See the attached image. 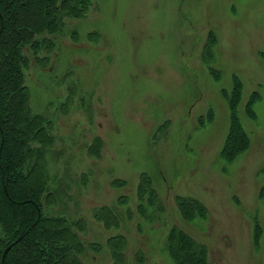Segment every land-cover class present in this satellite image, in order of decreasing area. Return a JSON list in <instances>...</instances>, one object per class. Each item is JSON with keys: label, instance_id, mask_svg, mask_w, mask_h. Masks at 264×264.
Listing matches in <instances>:
<instances>
[{"label": "rangeland", "instance_id": "rangeland-1", "mask_svg": "<svg viewBox=\"0 0 264 264\" xmlns=\"http://www.w3.org/2000/svg\"><path fill=\"white\" fill-rule=\"evenodd\" d=\"M44 38L52 47L35 58L25 50L28 106L53 138L51 212L83 223L81 263L112 264L106 242L122 235L121 264H174L175 227L206 246L207 264H264V0H91ZM235 82L248 146L227 163ZM141 175L157 201L139 203ZM177 197L206 216L183 219ZM102 207L117 227L95 218Z\"/></svg>", "mask_w": 264, "mask_h": 264}, {"label": "trees", "instance_id": "trees-1", "mask_svg": "<svg viewBox=\"0 0 264 264\" xmlns=\"http://www.w3.org/2000/svg\"><path fill=\"white\" fill-rule=\"evenodd\" d=\"M90 6L91 0H0V264H82L86 245L79 233L83 223L51 212L55 200L43 159L53 138L43 118L29 109L24 70L29 64L26 51L35 58L41 49L52 47V39L45 35H58L67 20L84 18ZM239 95L240 84L235 82L229 97V131L220 152L227 163L248 146L234 112ZM100 148L97 141L95 155ZM136 196L139 203L145 197L157 201L146 175L139 178ZM175 204L185 220L206 216L197 200L177 197ZM95 218L106 229L118 226L117 217L107 207ZM254 233L258 240V226ZM167 243L174 264H207L206 246L175 227ZM106 244L112 264H121L125 238L117 235Z\"/></svg>", "mask_w": 264, "mask_h": 264}, {"label": "water", "instance_id": "water-1", "mask_svg": "<svg viewBox=\"0 0 264 264\" xmlns=\"http://www.w3.org/2000/svg\"><path fill=\"white\" fill-rule=\"evenodd\" d=\"M4 255V254H3Z\"/></svg>", "mask_w": 264, "mask_h": 264}]
</instances>
